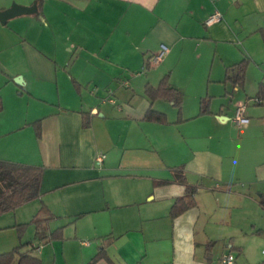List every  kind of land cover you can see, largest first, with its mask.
Returning a JSON list of instances; mask_svg holds the SVG:
<instances>
[{"label": "crops", "instance_id": "obj_1", "mask_svg": "<svg viewBox=\"0 0 264 264\" xmlns=\"http://www.w3.org/2000/svg\"><path fill=\"white\" fill-rule=\"evenodd\" d=\"M262 29L264 0H0V160L44 168L40 198L0 216V255L29 244L43 264H89L112 240L97 264L263 263L242 242L264 231ZM246 57L240 88L227 69ZM166 75L181 116L145 93ZM174 169L198 188L176 219ZM43 207L42 229L20 237Z\"/></svg>", "mask_w": 264, "mask_h": 264}, {"label": "trees", "instance_id": "obj_2", "mask_svg": "<svg viewBox=\"0 0 264 264\" xmlns=\"http://www.w3.org/2000/svg\"><path fill=\"white\" fill-rule=\"evenodd\" d=\"M260 32L264 40V29H262ZM250 64L251 60L246 57L241 63L227 69V81H232L236 86L244 88L246 72ZM150 66L151 64L147 63L148 69L150 68ZM145 93L149 97L151 102H154L158 99H164L173 103L178 110L179 116L182 115V94L171 87L168 75H166L162 79L157 87L148 85L145 89ZM257 99L260 103H264V84H261L259 87ZM209 103V99H203L201 101V115L209 113ZM2 111L3 101L0 96V113ZM145 120L148 122L159 124L168 123L166 115L156 112L153 109H150L147 112ZM83 126L85 128H88L90 126V122L87 119L86 115L84 117ZM34 127L36 129L37 135L41 136L40 122L35 123ZM43 174V167L0 160V216L15 211L16 209L33 200L39 199L41 196ZM173 175L175 182L186 187L184 196L178 198L175 201L171 210V218L176 219L186 211L197 206L195 197L198 192V188L188 185L186 175L182 170L174 169ZM260 205L264 210V199L261 200ZM46 211L48 212L46 207H43L42 210L33 218V220L29 224L18 226V233L20 237L23 235L29 225H35L38 231L42 229L44 224L47 222V220L42 219V215ZM57 235H61V230L51 234L48 239H53ZM111 243L112 240L105 241L98 254L92 259L89 264H97L99 261L105 259V249L110 246ZM29 246V244H20L13 251L1 254L0 264H43V262L38 257L32 254L31 250H27ZM212 247L213 244L210 243L208 244L206 249L205 257L208 263H210L212 259ZM261 264H264V262Z\"/></svg>", "mask_w": 264, "mask_h": 264}, {"label": "built area", "instance_id": "obj_3", "mask_svg": "<svg viewBox=\"0 0 264 264\" xmlns=\"http://www.w3.org/2000/svg\"><path fill=\"white\" fill-rule=\"evenodd\" d=\"M221 20V15L219 13H216L215 15H213L212 17H210L207 21L208 25L214 24L218 21ZM167 52V49L165 47L162 48V51L160 54L156 55L152 60H151V64L152 65H156L158 64L162 57L164 56V54ZM111 103H115V101L113 99H110ZM235 123L236 124H246L248 123V119L245 116V108L244 107H240L235 115ZM105 156L104 155H99L97 157V163L101 164L104 160ZM219 264H238L237 262V257L235 254L233 253H228L225 254L221 257V259L219 260Z\"/></svg>", "mask_w": 264, "mask_h": 264}, {"label": "rangeland", "instance_id": "obj_4", "mask_svg": "<svg viewBox=\"0 0 264 264\" xmlns=\"http://www.w3.org/2000/svg\"><path fill=\"white\" fill-rule=\"evenodd\" d=\"M264 216V214H261ZM260 226L264 230V218L260 219ZM243 246L247 248L249 252H252L253 254H256V256H260L261 253L264 251V231H261V233H257L254 237L250 236L242 241ZM246 250V254L248 255V252ZM244 257V256H242ZM243 260H246L245 258Z\"/></svg>", "mask_w": 264, "mask_h": 264}]
</instances>
